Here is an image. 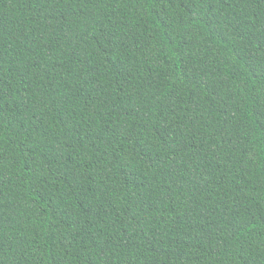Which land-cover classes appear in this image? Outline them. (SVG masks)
Returning <instances> with one entry per match:
<instances>
[{
	"label": "trees",
	"instance_id": "16d2710c",
	"mask_svg": "<svg viewBox=\"0 0 264 264\" xmlns=\"http://www.w3.org/2000/svg\"><path fill=\"white\" fill-rule=\"evenodd\" d=\"M0 264H264V0H0Z\"/></svg>",
	"mask_w": 264,
	"mask_h": 264
}]
</instances>
